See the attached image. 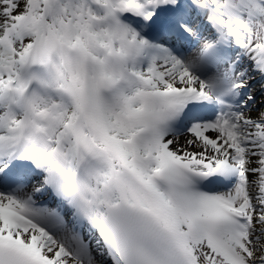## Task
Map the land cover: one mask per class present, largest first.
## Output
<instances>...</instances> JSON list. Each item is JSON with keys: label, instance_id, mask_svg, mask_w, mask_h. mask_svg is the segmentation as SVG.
<instances>
[{"label": "snow or ice", "instance_id": "6c2138e0", "mask_svg": "<svg viewBox=\"0 0 264 264\" xmlns=\"http://www.w3.org/2000/svg\"><path fill=\"white\" fill-rule=\"evenodd\" d=\"M0 264H264V0H0Z\"/></svg>", "mask_w": 264, "mask_h": 264}]
</instances>
